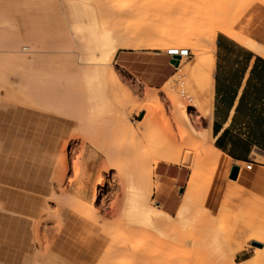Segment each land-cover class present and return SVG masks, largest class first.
<instances>
[{"label": "bare ground", "instance_id": "1", "mask_svg": "<svg viewBox=\"0 0 264 264\" xmlns=\"http://www.w3.org/2000/svg\"><path fill=\"white\" fill-rule=\"evenodd\" d=\"M110 3L113 6L112 1ZM91 5L87 4V9H85L89 22L70 23L69 26L73 28L72 35L78 41L85 35L95 34L98 27L101 24L104 25V31L97 38L101 52L95 57L94 63L86 64V66L89 65L86 68L80 70V68L76 69L74 67L77 73L79 70L81 71H79V74H75L76 76L79 75L80 78H78V81L76 80L77 82L75 81L74 83L73 79L70 80L71 77L69 80L72 82L69 83L72 85H70L66 83V79V82L62 79L66 72L70 68L72 69L74 63H36L38 61L41 62L40 59H42L41 57L38 59L40 55L36 53L38 61L33 59L36 62L31 64V61L28 60L34 71L25 73L30 75L35 73V78L31 87L33 104L32 102L27 104L34 105L35 109L13 107V115L18 116V118L28 124L26 129H21L20 153L18 165L15 167L17 168L16 173L19 171L17 184L21 188L19 197H17L18 195L16 196L20 198L18 220L16 219V221L20 227H29L33 260L41 255L78 259L82 256L97 257L103 251L99 248V244L104 239L107 241V246L103 251L101 260L104 261L106 259L105 264H111L108 259L115 256L116 258L120 256V258L123 257L124 259V257L126 258L129 255L128 257L134 256L135 259H142L148 258L155 253H157L155 255L161 254L160 256L165 257L166 253L171 258H174L176 255L174 244L180 242L179 228L187 223L191 224L188 222V216L195 205L198 182L202 178L201 174H203L201 172L209 165L213 172L218 173V170L225 165L226 156L212 144H207L206 135L197 128V121L194 123V120H191L190 110L187 109L180 99L175 98V96L171 97L167 88L162 90V96L155 92L148 96L143 103H135L130 95L120 100L117 99L114 91L119 84V77L115 69L109 67L117 49L138 48L140 46L147 49H158L160 43L147 44L145 40L141 42L135 41V43L132 40L131 42L132 34L136 37L141 36L140 33L142 34L143 30L140 28V33L137 29L133 31L131 28L133 26L127 24L126 21L118 23L123 15L136 10V6H132L130 3L120 5L118 3L116 11L111 8L109 12L103 15L101 12L99 13V9L95 8L94 4V7ZM193 9L194 7L189 6L187 3L179 2L168 6L165 10L166 12H186ZM205 14L207 15L205 11L196 14L189 22L192 26L196 25L205 17ZM113 20H116V24L111 22ZM202 31L204 32L201 35H205L206 46L210 47V51L215 32L218 31L264 57V45L237 31L234 28V23L227 16H223L221 19H214L203 27ZM117 37H120L119 41ZM146 40L148 41V39ZM172 44H186L191 48L200 49L201 53L203 50H207L206 46L203 45L204 43L191 42V33L178 36ZM13 54L15 53L13 52ZM15 56L17 58L16 54ZM19 57L21 59L24 58ZM210 57L211 54L209 55V60ZM8 64L9 69H6V66L3 67L2 64L0 70L3 71L2 69L4 68V72L5 69L11 71L14 68L12 65L15 64ZM25 64L27 63H23V65L20 63L22 65L20 66L17 63L15 66L17 68L20 66L23 69ZM18 69H16V72ZM20 70L18 71L19 73L22 72ZM73 72L76 73L75 71ZM20 75H25L24 71L19 74L18 78ZM23 77L25 78V76ZM28 79L29 77L27 78L26 76L25 81H28ZM13 84H15L14 81ZM22 84L25 85L24 82L21 83L20 81V85L16 86L19 87ZM1 85L4 89L5 83L3 81L2 84L0 83V88L2 87ZM23 85L20 89L23 88L26 92L28 86L27 84L26 87ZM23 95L21 96L23 97ZM8 97L13 98V96ZM164 99L170 102L168 106L171 110H169L170 117L165 115ZM192 103H194L192 105L193 108L194 106L198 108L196 113L203 112L202 107L194 101ZM19 104L21 103L19 102ZM131 110H136L137 112L145 111L140 124L134 123V125H130L128 115ZM0 115L6 117L5 110ZM160 123L163 124L164 131L161 130ZM89 126L99 135L98 138H90L88 143L95 148L94 150L104 156L100 171L93 182L94 173L91 167L94 166L96 158L92 159L91 153H88L85 157L86 148L81 146V150L77 149L80 152L77 156L75 155L78 159L76 158L77 160L74 163V160L69 155V158L73 160L70 162L71 164L73 163V171L80 178L74 179L75 181L68 180L69 183L67 182L68 185L66 186L63 184V177L68 169L67 153H77L75 149L78 145L74 141L81 136V131ZM174 129L178 130L180 144H175ZM161 131L164 132L165 139H163L164 134ZM30 140H35L31 148V145H29ZM57 154L59 156L56 158ZM160 162L168 165L182 164V166L191 169L185 193L178 208L172 214L165 212L161 207L153 208L149 201L153 188L157 187V184L154 187L152 186L154 183L152 181L154 167ZM211 168L210 173H213ZM0 170L2 169L0 168ZM225 171L227 172V168H225ZM16 173L12 172L9 177L14 179V183L12 181L8 182V190L12 189L16 183ZM104 173H109V176L106 177ZM210 175H206L207 179ZM74 177L76 178L75 175ZM90 188L92 190L91 194L88 193ZM2 200L4 199L1 198L0 200V208L2 207L3 210L10 209L9 206L7 207L8 201L4 202ZM16 201L18 202V200ZM50 202L55 203L52 210L49 205ZM65 204L67 208L64 207ZM77 212H82L87 217L85 219H77L75 217ZM54 215L61 218L60 220L68 221L71 227H77L75 224H83L84 227L87 226L86 228L94 227V234L88 235L93 238H89L91 244L85 246L84 242L81 244V240L78 241L79 239H77L78 244L73 243L74 245L67 242L64 245H55L56 247H54L55 242L53 241L41 247V243L39 245L40 228L44 226L43 223L45 221L47 223L46 217H53ZM107 215L111 216V219L104 221L103 219ZM43 229L47 230V228ZM20 231L21 237H26L24 228ZM154 232L167 236L172 243L168 244L167 242L164 246L161 244H156L155 246L150 245V243L146 244L150 241L147 236ZM137 234H140L138 237L140 239L143 236L147 238L140 240V243L139 241L138 243H131V240L136 239L134 236ZM81 239L84 238L81 236ZM251 239L264 244V241H260L257 236ZM167 260L170 259L168 258Z\"/></svg>", "mask_w": 264, "mask_h": 264}, {"label": "rangeland", "instance_id": "2", "mask_svg": "<svg viewBox=\"0 0 264 264\" xmlns=\"http://www.w3.org/2000/svg\"><path fill=\"white\" fill-rule=\"evenodd\" d=\"M111 1L113 6L110 3ZM179 2H185L189 6L194 7V9L186 12H166L165 9L168 6ZM118 3L119 5L130 3L132 6H136V10L123 15L120 21H118V23L126 21L127 24H131L133 26L131 27L133 31H136V29L139 30L140 28L143 30V35L139 30L142 38L141 36L136 37L132 34L133 38L131 42L132 40L134 43L135 41L141 42L145 40L147 44L157 42L160 43V46L158 49H147L140 46L138 48H118L117 50H161L165 53L167 48L180 46L190 48L192 56L189 59H183L177 69V74L171 77L160 88L147 87L127 75L115 64L113 56L109 67L115 69L119 77V84L114 91L117 99L120 100L130 95L135 103H143L148 96L155 92H158L162 96V90L167 88L168 92L170 91L169 95L171 97L175 96V98L180 99V101L186 105L187 109L190 110V118L194 120V123L197 121V128L206 135L207 144H213L211 135L208 132L209 121L206 118L209 110L210 96L209 94L205 96V80L212 69V63L211 60H209L211 51L209 50L210 47L206 46L207 41L205 35H201V33L204 32L202 31L203 27L211 23L214 19H221L223 16H227L234 23V28L237 31L264 45V0H0V63L3 64V67L6 66V69H9L8 63H13L15 65L17 63H19V65L20 63L22 65L23 63H27L24 65L23 69L22 67L20 68L22 65H17L18 69L15 65L11 64L12 67L14 66V68H12L13 70L7 71L5 69V72L4 68L2 69L3 71L0 70V83L2 84V81L5 83V88L3 89L2 85L0 88V113L4 110L7 113H11L10 115H6V117L0 115V168L2 169L0 170V200L2 198L4 199L2 201L6 202L10 199L9 201L11 203L14 199L13 204L16 203V207L20 204V198H17L19 195L15 198L14 195H10L8 182L12 181V183H14V179H10L9 177L12 175V172L14 174L16 173L17 168L15 167L18 165L21 146L20 133L21 129H26V125H28L18 118V116H14L13 110L14 108L35 109L34 105L31 106L27 104L31 103L33 99V96H31V87L35 78V73L32 72L33 74L30 75L25 72L29 73L30 71H34L31 68V64L32 62H36L34 60L38 61L41 57V62L38 61L36 63H74L72 69L70 68V71L68 70L66 75H64L65 78L63 77L62 79H64L65 82L67 80L66 83L68 84L72 82H70L72 79L74 83L76 80L78 81L80 79L79 75L76 76L75 74H79L81 69L89 66H86L87 63H94L95 57L101 52L100 46L97 43V38L98 35L104 31V25L101 24L95 34L85 35L83 38L80 37L81 39L77 41L75 40L76 37L72 35L73 28L69 26L70 23L89 22L85 10L87 9V4H92L91 6L94 4L95 8L97 7L99 9V13L101 12L105 15L111 8H114L116 11ZM72 8L76 10L75 19L72 18L75 14ZM202 11L207 12V15L205 14V17L201 19L199 23L192 26L189 20L196 14L202 13ZM111 22L116 24V20ZM172 29L174 30L172 31ZM164 30L165 32L163 33ZM186 33H191V42L204 43L203 45L206 46L207 50H203L201 53L200 49L195 47L191 48L186 44H172L178 36L185 35ZM216 34L215 44L219 38L225 37L218 31L215 32V35ZM162 35L164 36L161 37ZM146 39H148V41ZM117 40L119 41L120 37H117ZM13 52L17 55V58ZM35 53L40 55L38 59ZM213 53H215V50ZM18 56L24 57V60L20 57L18 58ZM28 60L31 61V64ZM197 62H200V64L194 68ZM2 64H0V66H2ZM74 67L76 69L80 68V70L78 69L80 72L77 70V73ZM30 68L31 70H29ZM16 69H18L17 72L20 69V71H24L25 75L23 76H25V78L27 76V78L29 77V79H32L30 81L29 79L25 81V78L21 75L18 78L19 74H22V72L17 73ZM3 72L4 80L2 79ZM15 76L20 80L15 79ZM13 81L15 84H13ZM20 81L21 83H25V85L22 84L24 87H26L27 84L28 89H26V92L23 88V90L20 89L22 85L19 87L16 86L20 85ZM21 95H23V97ZM8 96H13V98ZM191 100L203 108L202 113H196L198 108L196 106L193 108L192 105L194 103H192ZM163 101L165 103V115H169L168 117H170L171 110L170 107H168L170 102L167 99ZM19 102L21 104H19ZM144 113V110L138 112L136 110H131L128 115L130 125H134V123L140 124ZM162 125L163 124L160 123L161 130H163ZM174 132L175 144H180L181 141L179 139L178 130L174 129ZM98 137L99 135H97L90 126L85 127V130L81 131V136L74 141L78 145L75 149L77 153H75V151V154L67 153V161L69 164L67 163L68 169L63 177L64 185L67 186L69 181H75L80 178H78L79 175L73 171L72 164L78 159L76 156L80 152L78 150H81L82 147L86 148L85 157L88 153H91L93 156L92 159L96 158L94 166L91 167L94 173L93 182L95 181L104 156L94 150L95 148L90 146L88 142L90 138ZM163 139H165V134ZM163 142L165 141L163 140ZM58 154L56 158L59 156ZM69 155L74 161L69 158ZM73 155L76 156L74 157ZM71 161H73L72 164L70 163ZM173 166H180L185 171L186 178L183 184L184 194L191 169L182 166V164ZM225 167L226 164L218 170V173L215 171L213 172L209 165L205 167L204 170L202 169L203 171L201 173L203 174H201L202 178L198 182L199 185L195 205L188 216V222L191 224L187 223L183 225L184 228L183 226L179 228L180 242L174 244V248H176V255L174 258H171L166 253L165 257L160 256L161 254L155 255L157 254L155 253L148 258L142 259H135L134 256L128 257L129 255L126 256V258L124 257V259L123 257L120 258V256H117L116 258L115 256L108 259V261L111 262V264H264V244L251 239L257 236L260 241H264V169L250 172L243 169L239 180L233 182L234 180L228 177L229 171L226 173ZM210 168L213 173H210ZM69 174L71 177L75 175L76 178H71ZM209 174H211L209 176L210 178L208 177L207 179L206 175ZM104 175L108 177L109 173H104ZM152 186H155V182ZM91 191L90 188V192L88 193L91 194ZM152 194H150V205L153 208H160L159 206L157 207L155 201L152 200ZM16 200H18V202ZM49 205L52 210L55 203L53 204L50 202ZM64 207L67 208L66 204ZM0 210H3V208L1 207ZM53 217H46L45 220H47V223L46 221L43 223L46 227L41 226L40 228L39 245L41 243V247L53 241L55 242L54 247L62 244L64 245L67 242L71 245H74L73 243L78 244L80 240L81 244L84 242L85 246L91 244L89 238L92 237L88 235L94 234V227L86 228L87 226L84 227L83 224H75L77 227H71L68 221L60 220L61 218L57 216L55 218ZM75 217L77 219H85L87 216L82 212H77L75 213ZM104 218V221H109L111 216L107 215ZM43 228H47V230ZM84 228L86 229L84 230ZM139 235L140 234L134 236L136 239H133L134 241L131 240V243H138V241L140 243L147 237L150 241L146 244L150 243V245L153 246L156 244L164 246L167 242L168 244L172 243L170 242V238L157 232L147 237L142 235L143 238L140 236L141 239L138 238ZM81 236L84 239H81ZM77 239L79 240L77 241ZM106 244L107 241L104 239L99 244V248L104 251L107 246ZM103 251L97 257L82 256L79 259L73 257L64 259L74 262L86 259L84 262H79L82 264H105L107 260H101ZM44 256L45 255H41L39 258H43Z\"/></svg>", "mask_w": 264, "mask_h": 264}, {"label": "crops", "instance_id": "3", "mask_svg": "<svg viewBox=\"0 0 264 264\" xmlns=\"http://www.w3.org/2000/svg\"><path fill=\"white\" fill-rule=\"evenodd\" d=\"M72 11L75 19L76 10L72 8ZM216 36L211 47L212 69L205 80V96H210L206 116L208 132L212 145L226 156V173L233 165L238 166L237 177L233 179L237 182L243 169L249 172L264 169V57L225 35L226 38H219L215 44ZM114 61L123 72L150 88L162 87L177 74L180 66L170 63V57L161 50L119 49ZM34 142L30 140V148ZM184 172L180 166L161 162L154 167L153 181L157 187L153 188L151 197L165 212L174 213L180 204ZM18 175L19 171L10 189L14 198L20 195ZM9 200L10 209L0 210V264H82L79 262L86 261L48 256L33 260L29 227L17 224L19 208L13 204L14 199L12 204ZM22 228L26 233L23 238Z\"/></svg>", "mask_w": 264, "mask_h": 264}, {"label": "built area", "instance_id": "4", "mask_svg": "<svg viewBox=\"0 0 264 264\" xmlns=\"http://www.w3.org/2000/svg\"><path fill=\"white\" fill-rule=\"evenodd\" d=\"M165 54L170 58L178 60V64L182 59H189L192 56L191 49L188 47H171L165 50Z\"/></svg>", "mask_w": 264, "mask_h": 264}, {"label": "water", "instance_id": "5", "mask_svg": "<svg viewBox=\"0 0 264 264\" xmlns=\"http://www.w3.org/2000/svg\"><path fill=\"white\" fill-rule=\"evenodd\" d=\"M170 63H172L175 66H178V60H176V59L170 58ZM237 174H238V166L237 165H233L231 167V169H230L228 177L230 179H236Z\"/></svg>", "mask_w": 264, "mask_h": 264}]
</instances>
